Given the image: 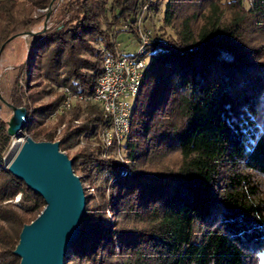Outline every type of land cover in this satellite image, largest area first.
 <instances>
[{"label": "trees", "instance_id": "obj_1", "mask_svg": "<svg viewBox=\"0 0 264 264\" xmlns=\"http://www.w3.org/2000/svg\"><path fill=\"white\" fill-rule=\"evenodd\" d=\"M51 1L0 0L2 51L48 13L63 25L30 37L27 58L2 98L26 109L23 133L58 141L63 153L81 138L97 142L109 123L98 105L77 101L56 139L63 118L45 126L65 99L56 89L92 96L103 54L119 52L122 35L138 45L143 6L158 15L163 4L161 26L144 49L122 159L115 150L102 157L99 144L68 156L85 213L64 264H260L264 0H250L248 8L243 0H64L57 8ZM30 69L40 72L37 84L27 83ZM12 141L0 120V264L20 263L13 251L22 227L45 206L6 169Z\"/></svg>", "mask_w": 264, "mask_h": 264}, {"label": "water", "instance_id": "obj_2", "mask_svg": "<svg viewBox=\"0 0 264 264\" xmlns=\"http://www.w3.org/2000/svg\"><path fill=\"white\" fill-rule=\"evenodd\" d=\"M46 30L45 21L42 32ZM35 34H17L6 44L17 36L32 37ZM0 102L12 111L7 122V134L11 137L22 135L26 109L13 107L1 95ZM24 137L6 169L40 196L45 206L32 222L22 227L13 254L20 259L19 264H64V257L70 244L77 239L79 223L84 217V191L72 170V160L59 150L58 141L37 142L29 136Z\"/></svg>", "mask_w": 264, "mask_h": 264}, {"label": "built area", "instance_id": "obj_3", "mask_svg": "<svg viewBox=\"0 0 264 264\" xmlns=\"http://www.w3.org/2000/svg\"><path fill=\"white\" fill-rule=\"evenodd\" d=\"M152 1V0H149ZM148 13V5H144L138 18L139 43L133 56L115 54H103L102 72L99 76L95 92L90 97L76 95L79 99L89 101L99 106L103 118L109 123V128L101 131L98 136V144L103 150V156L107 157L109 151L115 150L121 158L120 147L130 129V117L133 101L136 98L146 67V59L143 57L144 49L151 35L150 31L143 30L141 23ZM65 99L60 106V112L64 113L71 107L72 94L64 88ZM20 201V197L13 200L14 204Z\"/></svg>", "mask_w": 264, "mask_h": 264}, {"label": "rangeland", "instance_id": "obj_4", "mask_svg": "<svg viewBox=\"0 0 264 264\" xmlns=\"http://www.w3.org/2000/svg\"><path fill=\"white\" fill-rule=\"evenodd\" d=\"M64 0H55V8H57V5L60 4ZM153 1V0H152ZM244 5L246 8L249 7L250 0H243ZM53 5V4H52ZM159 14L155 15L154 13L148 12L146 18L143 20L141 23V28L146 31H150L151 35L154 36L156 31L159 29L161 26L160 19L163 14V4L159 6ZM46 21V29L54 28L58 24L53 22L51 19L46 20V18L40 20V22L37 24L36 28H33L30 32H38L41 29L44 28V23ZM60 26L58 27L59 29L62 28V24H59ZM163 32L167 35L172 34V31L170 28H164ZM29 41L30 37H20L17 36L13 40H11L7 46L4 48L0 55V95L3 97L6 96L8 93L9 88L11 87L13 81L16 79V76L18 74V69L19 67L25 62L27 55H28V49H29ZM137 43L135 40L132 39H126L125 37H120L119 38V43H118V51L121 53H130L134 54L137 51ZM40 72L38 70H29L27 72V83L28 85H34L37 84L40 81ZM20 80V85L22 87L25 85V81L22 79ZM55 93H60L64 94L63 88L56 89ZM72 94V93H71ZM73 95V94H72ZM54 98V95L51 96H46L43 100L40 101V104L46 103L48 101H51ZM77 101H82L80 100L76 95L72 96L71 100V107L68 110H65L64 113L60 112V106L57 108V110L52 113L45 121V126L46 127H53L55 124L59 121L58 119L62 117L63 121L62 124L59 128L56 130V139H58L61 136V132L64 128L65 125H67L69 122V118L71 116V112L73 110V107L76 105ZM84 101V100H83ZM89 102V101H86ZM12 115V111L6 107L4 104L0 102V120H4L8 122ZM81 120V118H80ZM79 121H75L74 125L79 124ZM22 137L28 136L25 133L22 132ZM16 136L13 137V140L15 139ZM13 142V141H12ZM12 145V143H11ZM11 145L7 149L6 153L4 154L3 157V162L5 167H7V160L13 159L15 156L16 152L11 150ZM98 147V141L95 142L94 140L89 141L85 138H81L79 142L71 149L69 152L65 153L67 156H71L77 151L83 149V148H88V149H96ZM101 155L103 156V150L101 149ZM98 184V181L96 182V185ZM20 197V196H19ZM21 199V197H20ZM20 202V201H19ZM260 264H264V254L261 256L260 259Z\"/></svg>", "mask_w": 264, "mask_h": 264}, {"label": "bare ground", "instance_id": "obj_5", "mask_svg": "<svg viewBox=\"0 0 264 264\" xmlns=\"http://www.w3.org/2000/svg\"><path fill=\"white\" fill-rule=\"evenodd\" d=\"M65 97V96H64ZM81 100V99H80ZM24 138L25 137H22L21 135H17L15 137V139L13 140L12 142V145H11V150L16 152L18 151V149L20 148V146L22 145V143L24 142ZM7 165L10 163V160H7L6 161Z\"/></svg>", "mask_w": 264, "mask_h": 264}, {"label": "crops", "instance_id": "obj_6", "mask_svg": "<svg viewBox=\"0 0 264 264\" xmlns=\"http://www.w3.org/2000/svg\"><path fill=\"white\" fill-rule=\"evenodd\" d=\"M123 37H125L126 39H128L127 35H122ZM130 54V53H129Z\"/></svg>", "mask_w": 264, "mask_h": 264}]
</instances>
